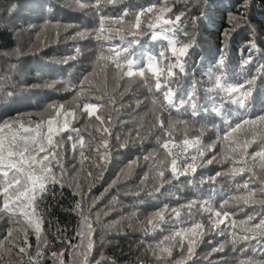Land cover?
Here are the masks:
<instances>
[{"label":"trees","instance_id":"16d2710c","mask_svg":"<svg viewBox=\"0 0 264 264\" xmlns=\"http://www.w3.org/2000/svg\"><path fill=\"white\" fill-rule=\"evenodd\" d=\"M151 4H156L157 10L164 6L172 7L173 11L168 13L170 17L187 11L181 24L187 26L185 30L189 36L184 37L181 33L180 38H195V46L189 50L186 58L188 74L177 72L175 78L177 97L190 87L192 81L208 82L206 71L209 68L215 71L218 62L223 59L222 70L230 81L239 84L255 78L248 101L249 110L244 112L236 109L235 105L225 104L228 119L234 125L242 119L264 115V0H119L115 5L102 3L99 13L91 3L81 8L76 0H0V77L3 78L0 81V121H19L25 125L31 122L34 125L54 117L57 109H49V105H64L61 116L57 118L60 121L65 119L64 113H75V118L67 117L69 131L57 137L63 139L70 134L73 137L72 140L63 139V146L59 150L66 173L65 186L61 189L59 185H50L54 194L46 195L37 203L38 213L43 218L41 240L47 242L43 248L45 258L42 264H54L51 253L61 250L64 251L65 264H71L69 242L73 245L78 243L75 232L79 230L80 218L73 211L78 201L86 214L89 203L95 201L91 212L100 217L99 222H94L95 247L89 255V264H96L97 261L100 264H179L182 253L178 246L173 248L171 257L164 260L157 259L154 252L174 230L185 229L194 221L202 222L206 227L195 246V255L187 264H238L243 257L260 258L264 254V244L256 240L240 241L234 246L228 221L215 230H208L209 213L198 212L196 208H199V204L193 209L191 218L186 208L180 209L179 218L171 213L172 208L185 205L189 200H207L213 210L235 213L232 219L236 221L237 233L246 227L241 221L248 215L253 217L250 223L264 217V201L244 204L233 199L246 192L244 183H248L249 189H258L260 181L264 180V170L260 169L258 163L253 164L249 157L247 166L259 179H249L251 173L247 170L243 174L230 175L233 160L224 159L229 142L221 139L228 130L224 120L214 113L193 116L184 109H169L161 113L151 103L153 97H160L159 93H148L139 82H117L110 63L96 60L97 53L108 43L120 44L114 32L112 35L115 38L111 41L95 39L97 32L94 30L99 27L100 16L112 18L105 20V28H127L134 13ZM125 10L128 16L124 17L123 23H117L116 19ZM192 16L196 17L195 24L190 19ZM141 19L145 20L146 17ZM233 25L236 27L225 41L222 33L232 29ZM86 29V36L76 35ZM150 34L139 37L144 48L155 52L166 45L164 40H151ZM253 39L257 45L255 50L249 47ZM18 52L21 54L18 55ZM249 57L251 62L244 64ZM85 75H88L87 81H83ZM82 81L83 93L76 98L79 91L77 85ZM9 90L13 95L5 99L4 92ZM200 94L203 96V92ZM112 96L116 97L115 107L109 102ZM137 98L143 101L138 107ZM85 102L101 103L103 106L97 114L105 121L111 117V123L106 124L111 136L103 137L109 140L110 162L101 168L95 167L100 157L87 148L89 141L93 145L99 141L100 134L94 127L98 124L95 117L88 120L87 114L82 113ZM157 115L164 120L165 126L169 121L176 123L173 135L177 143L185 136L189 139L199 138V148L203 153L202 156L198 155L194 175L170 179V172L165 170V182L159 191L155 190L160 184L156 167L165 157V152L156 143L157 136L164 139L160 129L154 127ZM72 128L80 129L79 135L85 138L84 152L88 160L82 161L79 145L75 152L71 150L77 138V133L71 132ZM248 128L245 125L231 139H244L249 135ZM137 131L140 137L133 139ZM126 137L129 138L128 146L122 148L120 145ZM257 147L258 142L251 143L246 149L240 146L236 153L229 152V156H239L245 151L250 154ZM153 154L155 160L152 159ZM194 154H197L195 148L188 149L189 157ZM145 156L150 158L145 160ZM213 157L215 159L211 164L203 163ZM189 162L190 159H180L178 165ZM168 166L165 160L163 168L167 169ZM235 166L242 165L236 161ZM54 171L59 173L60 170L55 168ZM88 172L92 175L88 176ZM218 172L221 175L217 176ZM213 177L214 180L211 179ZM189 180L192 183H188ZM165 205L168 206L165 213L167 222L155 231L145 232L147 218ZM113 221L116 223L113 224ZM10 229H13V225L5 214L0 217V242L3 243V247H0V264H30L29 255H35L38 246L36 235L28 230V243L32 247L27 249V255L20 254L18 249L3 240ZM22 231L23 226L21 232L13 229V237L21 235ZM180 242L181 238L177 237L176 244ZM184 243L186 251L187 242ZM241 249H244L242 253Z\"/></svg>","mask_w":264,"mask_h":264},{"label":"snow or ice","instance_id":"6c2138e0","mask_svg":"<svg viewBox=\"0 0 264 264\" xmlns=\"http://www.w3.org/2000/svg\"><path fill=\"white\" fill-rule=\"evenodd\" d=\"M118 2L119 0H76V3L81 8L91 3L97 13L101 11L100 5L102 3L115 5ZM172 11V7L168 6L160 7L157 10L156 4L142 7L134 13L133 19L128 22L127 28H113L111 26L105 28V20L112 18L101 15L99 27L94 30L97 32L95 39L100 41L103 38L106 41H111L115 38L112 35L114 32L118 35L120 44L108 43L106 48L97 53L96 60L110 63L115 70L117 82L122 80H127L129 84L139 82L142 87L147 89L148 93H159L160 97H153L151 103L154 107H158L161 113L169 109L177 111L184 109L191 112L193 116L213 113L216 116H220L228 126V130L221 139L229 142L228 151H226L224 159L228 160L231 158L233 160L230 175L243 174L247 170L251 173L249 179L252 177L259 179L252 168L247 166V158L250 157L253 164L258 163L260 169L264 170V115H258L254 119H242L233 125L224 111L225 104L235 105L236 109L244 112L249 110L248 101L252 96L253 88L251 86L254 85L255 78H250L239 84L230 81L222 70L224 61L221 59L215 71L212 68L206 71L205 75L208 82L192 81L190 82V87L177 97L175 78L177 77V72L181 75L188 74V59L186 58L189 55V50L195 46V38L192 37L187 40L180 38L181 33L184 37L189 36V33L185 30L187 26L181 24L182 19L187 15V11L180 12L174 17L168 16V13ZM127 16L128 12L125 10L123 15L116 19V22L123 23L124 17ZM142 17H146V19L142 20ZM190 19L195 24L196 17L192 16ZM235 27L236 25H233L232 29H227L222 33L225 41L230 38L231 32ZM87 33L88 30L86 29L77 32L76 35L84 37ZM148 33H151V40L161 39L167 42L166 45L155 52L144 48L139 37ZM249 47L252 50L256 49L257 45L254 39L249 42ZM77 52H79V49H77ZM17 54L20 55L21 53L18 52ZM250 62L251 57L245 60L244 64ZM2 80L3 78L0 77V81ZM87 80L88 75H85L83 81ZM83 81L77 85L79 91L76 98H79L83 93ZM117 87H119V83H117ZM0 88H2V84H0ZM201 92H203V96H201ZM12 95L11 90L4 92L5 99ZM109 102L115 107L116 97H110ZM142 102L140 98H137L136 106L138 107ZM102 106L101 103L89 102H85L82 106V113L87 114L86 119L91 120L92 117H95L98 122L94 127L96 132L100 134V139L95 145L91 141L87 144L89 151L100 157L99 163L95 164L97 168H101L107 162H110L111 153L109 140L103 138L105 135L111 136L110 129L106 126V124L111 123V117L105 121L101 115L97 114ZM120 107H123V105H120ZM52 108L57 109L53 118L41 120L34 125L31 122L25 125V123L19 121H0V217L7 214L13 229L17 232H21V226H23L21 235L14 238L13 229H10L3 240L8 241L12 248L18 249L20 254L27 255V249L32 247L28 243V230L30 229L36 235L38 241L35 255H29L30 264H42L45 258L43 248L47 246V242L41 240L43 218L38 213L37 203L46 195L54 194L52 188L49 187L50 185L53 187L59 185L61 189L65 186L64 176L66 173L63 157L59 150L63 146V139H73L71 134L63 139H57V137H60L64 131H69L67 117L73 116L75 118L74 111L64 113L65 119L60 121L57 118L61 116L64 105L61 104L58 107L49 105V109ZM115 110L119 111V108ZM245 125L249 126L247 129L249 135L239 141L231 139L233 134L239 133L244 129ZM154 127L159 128L164 137V139H161L160 136L156 137L157 145L165 152V157L156 167V175L160 179V184L155 190L159 191L165 182V170L170 172V179H179L180 176H188L190 174L194 175L198 167V155L202 156L203 153L199 148V138L189 139L185 136L180 143L175 141L173 135L176 129L175 122L169 121L167 126H165L164 120L160 115H157ZM71 132L77 133L76 141L71 145V150L75 152L77 145H79V155L82 161L88 160L89 157L85 156L84 152L86 147L85 138L79 135L80 129L72 128ZM89 136L91 137V133H89ZM139 137L140 133L137 131L133 139H139ZM92 139H95V137H92ZM257 142L256 151L250 154L245 151L239 156H229V152L236 153L238 147L243 146L246 149L251 143ZM128 143L129 138L126 137L120 147L125 148ZM190 148H195L197 154L189 157L187 152ZM101 149L104 151L101 152ZM149 158V156L144 157L145 160ZM152 159L155 160V154H153ZM180 159H190L191 162L179 166L178 160ZM213 159L215 157L203 161V163L211 164ZM165 160L169 164L167 169L163 168ZM236 161H240L242 166L236 167ZM55 168H59V173L54 171ZM87 175L91 176L92 173L88 172ZM216 175L219 176L221 173L218 172ZM211 179L214 180V177ZM188 183H192V181L189 180ZM243 188L246 192L233 197L234 200L243 201L244 204L254 203L257 200L264 201V180L260 181L258 189H249L248 183H244ZM197 204H199V208H196ZM94 206L95 201L89 203L88 214L82 209L80 201L73 208V211L80 218V224L79 230L75 232L78 243L73 245L69 242V249L72 255L71 264H89V255L95 247V241L93 240V235L96 231L94 222H99L100 220L97 213L91 212ZM181 208L187 209L189 218L192 217L194 208L200 213L208 212L207 229L210 231L219 228L220 225L228 221V227L232 229L231 235L233 236L231 243L234 246L240 241L249 240H256L258 243L264 244V217L255 223H250L253 217L248 215L241 221L246 227L237 233L235 231L236 221L232 219L235 215L234 212L213 210L207 200L192 199L185 205L172 208L171 213L176 218H179ZM240 211H243V209H240ZM166 212H168L167 205L152 213L146 220L145 232L155 231L163 223L167 222ZM185 222L187 223L188 221ZM112 223L116 222L113 221ZM205 227L204 223L194 221L185 229L174 230L171 236L166 237L158 245V251L154 252V255H156L157 259L164 260L166 257H171L173 248L178 246L182 253L179 264H187L195 255V246L198 243V239L203 236ZM221 232H223V229H221ZM177 237L181 238V242L178 245L176 244ZM184 241L187 242L186 251ZM0 247H3L2 242H0ZM218 250L220 249H213V251ZM240 251L242 253L244 249ZM63 256V250L51 253L54 264H65ZM96 264H100V261H97ZM238 264H264V254L260 258L243 257L238 261Z\"/></svg>","mask_w":264,"mask_h":264}]
</instances>
